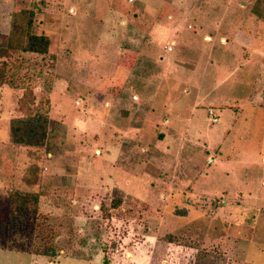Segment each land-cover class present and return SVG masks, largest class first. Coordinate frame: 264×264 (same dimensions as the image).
Segmentation results:
<instances>
[{"label": "rangeland", "instance_id": "1", "mask_svg": "<svg viewBox=\"0 0 264 264\" xmlns=\"http://www.w3.org/2000/svg\"><path fill=\"white\" fill-rule=\"evenodd\" d=\"M0 48V264H264V0H0Z\"/></svg>", "mask_w": 264, "mask_h": 264}, {"label": "trees", "instance_id": "2", "mask_svg": "<svg viewBox=\"0 0 264 264\" xmlns=\"http://www.w3.org/2000/svg\"><path fill=\"white\" fill-rule=\"evenodd\" d=\"M258 1L256 2V5ZM49 38L42 34H30L28 40L24 46V50L35 52L38 54H45L48 51ZM0 48V54H1ZM6 80L5 69L0 70V83ZM26 117H19L12 120L10 125V138L13 143L19 145H33L43 146L46 139V119L39 114V112L27 113ZM9 207L6 221L12 223V226H22L23 220L29 219V204L37 202V195L33 193H20L18 191L13 192L9 197ZM24 215L25 219L18 216ZM35 226L39 227L41 224L35 223ZM44 235H40L42 242V248L37 250L35 247L34 253L45 255L53 258L57 254L56 248L53 244L48 245L45 242ZM48 239V238H46ZM50 242V241H49Z\"/></svg>", "mask_w": 264, "mask_h": 264}, {"label": "crops", "instance_id": "3", "mask_svg": "<svg viewBox=\"0 0 264 264\" xmlns=\"http://www.w3.org/2000/svg\"><path fill=\"white\" fill-rule=\"evenodd\" d=\"M223 41H225V40H223Z\"/></svg>", "mask_w": 264, "mask_h": 264}]
</instances>
